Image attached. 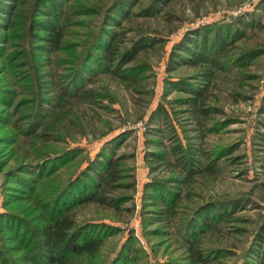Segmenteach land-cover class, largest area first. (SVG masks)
<instances>
[{
  "label": "trees",
  "instance_id": "trees-1",
  "mask_svg": "<svg viewBox=\"0 0 264 264\" xmlns=\"http://www.w3.org/2000/svg\"><path fill=\"white\" fill-rule=\"evenodd\" d=\"M168 1L151 0L137 13L152 16ZM135 2L0 0V264H177L173 258H157L172 244L164 222L175 215L183 186L200 166L193 140L204 134L205 119L212 120L205 128L207 133L220 132L234 122L213 119L219 108L206 101L222 72L232 68L242 72L264 54L263 44L244 49L235 45L259 16L257 10H264V0L254 5L252 14L246 11L231 21L221 19L191 28L173 43L165 66L162 101L150 112L148 121L161 114L168 117L165 103L170 108L178 103L181 109L177 112L192 119L188 123L192 127L183 129V143L172 125L176 144L170 152L175 163H167L172 164L173 173L167 178L151 177L143 184L140 234L132 226L117 225V220L79 221L74 213L82 205L95 204L114 210L119 218L124 204L133 200L135 165L126 164L125 155L117 153L133 131L124 129L103 141L83 167L82 147L58 144L64 138L60 130L71 123V117L82 129L73 102L109 99L105 91L92 87L97 77L140 81L149 76L151 64L137 56L159 39L140 27L125 45L122 33L116 30ZM182 66L194 68V73L174 76L172 72ZM174 91L179 95L167 100ZM158 130L148 129L153 136L145 141L155 146L156 150L147 153L161 164L166 151L160 147ZM188 130L194 135H186ZM235 146L216 145L209 152L208 166L230 155ZM63 169L68 174L65 178ZM127 189L130 192L123 193ZM243 207L241 197L206 201L181 218L177 226L187 253L181 264H199L230 253L227 249L203 250L200 237ZM152 223L154 227H150ZM263 228L264 221L255 240L261 239ZM121 232H125L124 240L115 254L105 259L103 248L108 239ZM263 253L257 245L248 247L241 254L242 262L260 264Z\"/></svg>",
  "mask_w": 264,
  "mask_h": 264
},
{
  "label": "rangeland",
  "instance_id": "rangeland-1",
  "mask_svg": "<svg viewBox=\"0 0 264 264\" xmlns=\"http://www.w3.org/2000/svg\"><path fill=\"white\" fill-rule=\"evenodd\" d=\"M150 1L136 0L129 11V16L121 21V26L116 27V30L122 33L120 38L125 45L135 37L140 27L159 39L158 43L141 51L137 56L138 59L151 64L152 69L147 73L149 76L140 81H123L110 75L97 77L92 82V87L101 92L105 91L109 99L105 98L98 103L88 100L73 102L72 108L77 112L82 129H79L76 120L71 117V123L66 121L67 124L63 128L65 130H60L64 138L58 140L59 145L68 143L84 149L81 165L83 167L87 159L94 156L103 141L124 129L133 131L117 151L118 154L125 155L123 160L126 164L135 165L136 191L133 200L124 204L123 210L119 212V218L114 215V210L95 204L82 205L74 213L79 221L100 217L106 218V221L117 220L119 221L117 225L132 226L139 234L140 196L143 184L151 177L167 178L173 173L172 164L167 163H175V158L170 152L171 146L176 144V138L172 139V125L183 143H185L183 129L192 127L188 123L193 120L186 119V114L177 112L181 109L178 103H172L171 108L165 103L169 110L168 117L161 114L157 120L150 123L148 121L150 112L162 101L165 66L173 43L191 28L221 19L231 21L246 11L252 14L254 5L259 0H169L162 3L159 11L152 16L138 15L137 12ZM257 13L259 16L253 21L252 26L246 28L245 34L235 42L238 49L256 43L264 45V10H257ZM77 30L79 28H75V31ZM194 70L182 66L172 74L184 77L193 74ZM177 93V91L169 93L166 99L172 101L179 95ZM208 94L206 103L219 108V111L212 115L213 119L230 118L234 122L220 132L207 133L205 128L212 120L205 119L202 125L204 134L200 139L193 140L199 149L197 157L200 159V166L190 176L188 184L183 186L184 190L175 215L170 216L169 221H163L169 230L167 238L172 244L165 255L158 254L157 258L161 261L173 258L177 260V264L185 263L187 253L183 247V237L178 230V221L206 201L241 197L244 203L241 210L234 212L230 219L220 221L200 237V247L203 250L227 249L231 252L216 259L208 258L199 264H243L241 254L246 248L257 245L264 250V228L260 232L261 239L255 240L258 226L264 221V54L242 72L234 68L222 72L217 77L216 86L210 87ZM148 129L150 131L159 129L157 134L161 140L160 147L166 151L165 160L161 164L147 153L156 150L153 144H146L145 139L153 136ZM193 133L192 130L185 131L189 136L194 135ZM231 144L236 145L232 153L218 160L213 167H209V152L214 150L216 145ZM62 174L64 178L68 176L65 169L62 170ZM117 190L121 192L122 188ZM129 192L130 190H123V193ZM154 225L155 223H152L150 227ZM140 237L146 246L144 238ZM124 238L125 232H121L108 239L103 248L105 259L115 254ZM259 261L260 264H264V253L260 255Z\"/></svg>",
  "mask_w": 264,
  "mask_h": 264
}]
</instances>
